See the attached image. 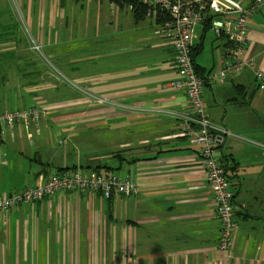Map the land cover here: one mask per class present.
Masks as SVG:
<instances>
[{"label": "crops", "instance_id": "crops-1", "mask_svg": "<svg viewBox=\"0 0 264 264\" xmlns=\"http://www.w3.org/2000/svg\"><path fill=\"white\" fill-rule=\"evenodd\" d=\"M248 25L242 60L250 66L222 83L208 78L224 66L226 39L200 24L192 48L207 75L202 98L218 138L215 154L230 169L233 233L226 254L218 249L220 224L198 148L179 136L194 115L185 93L170 88L173 52L148 17L135 22L128 6L110 0H0V114L46 112L31 141L21 126L0 131V196L68 168L100 167L136 186L134 195L115 194L112 201L98 192H56L0 215V264H264V94L254 79L255 70L264 71V13H253ZM42 55L62 63L59 76L74 85L65 89L70 99L52 94L54 67L40 62ZM37 68L42 82L26 87L27 73ZM48 88L54 98L45 102L40 97ZM110 121L114 140L105 130ZM94 122L101 124L108 164L57 167L46 157L42 126L55 127L66 145L72 143L66 133ZM74 145L81 146L79 137Z\"/></svg>", "mask_w": 264, "mask_h": 264}, {"label": "built area", "instance_id": "built-area-1", "mask_svg": "<svg viewBox=\"0 0 264 264\" xmlns=\"http://www.w3.org/2000/svg\"><path fill=\"white\" fill-rule=\"evenodd\" d=\"M132 1L147 7H160L173 18L170 22L155 26L154 18L147 16L151 26L154 27L153 33L159 36L163 44L173 52L170 67L176 73V79L170 83V88L185 93L194 115L190 122L183 125L179 136L186 137L198 147L197 156L213 196L216 216L220 224L218 249L229 254L232 251L233 233L232 194L228 190L227 176L215 154L218 138L210 130L207 122V113L202 98L204 82L194 71L191 57L194 29L203 24L204 20L211 19L210 30L215 35L222 34L229 42L230 47L223 68L208 78V81L222 83L227 76L240 72L243 67L250 66L242 60L243 51L249 38L248 22L253 13H264V0H249L247 7H244L243 3L234 4L228 0ZM33 50L40 52L36 46L33 47ZM254 79L256 90L264 94V71L255 70ZM92 99L97 104H107L104 98L93 97ZM45 115V110L39 107L2 113L0 114V131L4 129L12 131L16 126H21L25 138L31 141L38 132L40 121ZM62 191L98 192L102 198L108 199L112 193L130 197L136 193V186L113 174L83 172L79 169L61 170L43 178L36 186H26L21 193L0 196V215L8 214L19 205L40 202L50 195Z\"/></svg>", "mask_w": 264, "mask_h": 264}, {"label": "rangeland", "instance_id": "rangeland-1", "mask_svg": "<svg viewBox=\"0 0 264 264\" xmlns=\"http://www.w3.org/2000/svg\"><path fill=\"white\" fill-rule=\"evenodd\" d=\"M22 30H24V28H22ZM26 37H27V39H29L28 35H26ZM42 59H43V63L50 66L51 68L54 67L53 72H54V75H56V76H52L51 72L47 68V71L50 72V74H49L50 77L53 78V81L55 82V86L57 87L56 88L57 90L54 89L52 94H55V96L57 97V96H60L61 94L63 95L64 93H66V90H65L66 88L67 89L68 88L74 89V85H72V83H68L65 79H62L59 76V72L61 74H63V73L65 74V71H64L65 68L63 67L62 63L60 66H56L55 62L48 61V59L46 57H44L43 55H42ZM214 74H216V72ZM49 90L50 89L48 88L47 91H45V96L41 95L42 97H40L45 102L51 101L52 98H54V96L51 95ZM4 91H6V88H4ZM65 96L69 97L67 99L71 98L68 95H65ZM15 100H16V103L18 105L21 98H19L17 101V97H16ZM37 100H38V98H37ZM19 106H20V104H19ZM60 109H62L64 113L69 111L67 106H61ZM49 116H52V115H49ZM46 118H48V115ZM89 126H91V127H89ZM42 127L43 128H42L41 135H43L42 137H44L45 139L47 138V140H48V143H47L48 150L46 152V157L48 159L53 158L52 163L55 164V166H57V167H61L64 165H68L71 167V164H75V163L76 164H93V160H101L100 164L102 166H104L105 164H108L109 161L111 160V159H104L101 156L102 151L105 150L103 147H101L100 141H99L100 134L103 133V130H102L101 124H98L97 122L76 125L74 130H72V131L70 130L68 133H66L68 135V138H70V141H72V143H67L66 145H60L59 144V138L60 137H57L55 127H53L52 129L51 128L46 129L45 126H42ZM105 130H110L109 135H110L111 139L114 140L115 139V132H114V125H113L112 121H110L108 123V127ZM5 132H8V131H5ZM77 137H79L80 142H81V146H79V147L74 145V141L76 140ZM8 146H9V142L6 141L5 145H4V147L6 149L5 154L8 151ZM9 148H10V156H11V158H14V153H15L14 147L10 146ZM109 148H113L112 143H111ZM99 158H101V159H99ZM1 160H2V158L0 156V163H1ZM105 160H106V163L103 164V162H105ZM33 167H35V164H33Z\"/></svg>", "mask_w": 264, "mask_h": 264}, {"label": "trees", "instance_id": "trees-1", "mask_svg": "<svg viewBox=\"0 0 264 264\" xmlns=\"http://www.w3.org/2000/svg\"><path fill=\"white\" fill-rule=\"evenodd\" d=\"M111 4H124L126 6H128L132 12L133 15V19L135 22H140L143 21L145 18L147 19V16L154 18V25L155 26H161L167 22L172 21V16L165 10H163L160 7H147L146 5H143L141 3H137L135 1L132 0H110ZM208 19V18H207ZM204 25V31H208L210 30V26H211V19L208 20H204L203 22ZM218 36H222V34L218 35ZM12 37V36H11ZM225 38V37H224ZM226 46L230 47L229 42L226 40ZM192 60H193V66H194V71L196 73V75L204 82V85L206 84V80H207V75H205V72L203 70H201L194 62V54L192 52L191 54ZM43 60L41 59L40 62H42ZM42 71L40 68H37L36 71L34 70V72H32L31 74L27 73V76H29L30 80L26 81V87H34L37 86V84L41 83V79L37 80L38 76L41 75ZM222 168L225 172V175L228 178V172L230 171V169L225 166L222 165ZM74 169H78V168H68V169H58L56 170L55 174L58 173L61 170H74ZM98 169H100V167H98L97 169H92V170H88L94 173H100L98 171ZM82 171V169H79ZM101 195V194H100ZM102 196V195H101ZM114 196V193L111 194V196L106 199L107 201H112V198Z\"/></svg>", "mask_w": 264, "mask_h": 264}, {"label": "water", "instance_id": "water-1", "mask_svg": "<svg viewBox=\"0 0 264 264\" xmlns=\"http://www.w3.org/2000/svg\"><path fill=\"white\" fill-rule=\"evenodd\" d=\"M234 4H242L245 0H228ZM20 206V205H19Z\"/></svg>", "mask_w": 264, "mask_h": 264}]
</instances>
